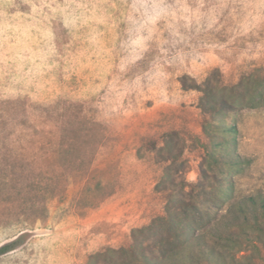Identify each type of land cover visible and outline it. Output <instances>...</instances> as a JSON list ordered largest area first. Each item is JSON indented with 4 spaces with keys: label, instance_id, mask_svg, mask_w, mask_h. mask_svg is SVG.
<instances>
[{
    "label": "rangeland",
    "instance_id": "1",
    "mask_svg": "<svg viewBox=\"0 0 264 264\" xmlns=\"http://www.w3.org/2000/svg\"><path fill=\"white\" fill-rule=\"evenodd\" d=\"M252 70L264 75V0H0V264L128 247L165 214V132L180 135L174 179H206L204 115L181 79ZM237 127L240 197L264 191V108Z\"/></svg>",
    "mask_w": 264,
    "mask_h": 264
},
{
    "label": "trees",
    "instance_id": "2",
    "mask_svg": "<svg viewBox=\"0 0 264 264\" xmlns=\"http://www.w3.org/2000/svg\"><path fill=\"white\" fill-rule=\"evenodd\" d=\"M180 82L182 89L198 92L206 179L189 191L185 180L174 179L179 173L175 166L183 164L180 135L165 132L161 149L166 165L159 179L167 191L165 214L132 229L128 247L96 251L86 264H257L263 258L264 191L239 197L235 178L250 164L237 151L238 115L244 108H264V75L252 70L231 85L218 74L202 85Z\"/></svg>",
    "mask_w": 264,
    "mask_h": 264
}]
</instances>
